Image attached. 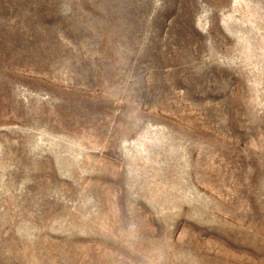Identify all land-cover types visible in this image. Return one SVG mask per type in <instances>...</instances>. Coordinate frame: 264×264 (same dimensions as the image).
<instances>
[{
    "label": "rangeland",
    "instance_id": "obj_1",
    "mask_svg": "<svg viewBox=\"0 0 264 264\" xmlns=\"http://www.w3.org/2000/svg\"><path fill=\"white\" fill-rule=\"evenodd\" d=\"M0 264H264V0H0Z\"/></svg>",
    "mask_w": 264,
    "mask_h": 264
}]
</instances>
